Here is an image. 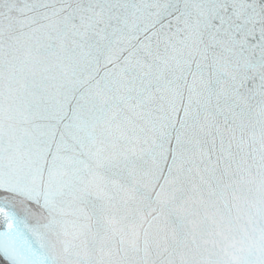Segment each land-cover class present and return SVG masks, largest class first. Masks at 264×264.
<instances>
[{"label": "snow or ice", "instance_id": "6c2138e0", "mask_svg": "<svg viewBox=\"0 0 264 264\" xmlns=\"http://www.w3.org/2000/svg\"><path fill=\"white\" fill-rule=\"evenodd\" d=\"M0 264H264V0H0Z\"/></svg>", "mask_w": 264, "mask_h": 264}]
</instances>
